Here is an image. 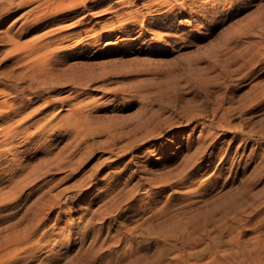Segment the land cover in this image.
<instances>
[{
	"label": "rangeland",
	"instance_id": "rangeland-1",
	"mask_svg": "<svg viewBox=\"0 0 264 264\" xmlns=\"http://www.w3.org/2000/svg\"><path fill=\"white\" fill-rule=\"evenodd\" d=\"M118 1L0 12V264H264V0Z\"/></svg>",
	"mask_w": 264,
	"mask_h": 264
},
{
	"label": "bare ground",
	"instance_id": "bare-ground-1",
	"mask_svg": "<svg viewBox=\"0 0 264 264\" xmlns=\"http://www.w3.org/2000/svg\"><path fill=\"white\" fill-rule=\"evenodd\" d=\"M27 1L29 0H8L6 1V3L3 1L0 0V12H1V15L4 11H9L11 10L12 8L14 7H21L23 6L25 3H27ZM70 0H37V5L34 9L36 15L34 16L35 18H39L40 16H42L43 14H53L57 9H59V7H61L62 5H64L66 2H68ZM75 2H78L80 1V5L83 7V9H87V11H85V13L87 12V14H84L82 17H80L79 19H77L74 23V26L72 27H76V26H79V25H85L86 22L89 19V17H94V15H98L100 12H113V11H116L117 8L119 7V5H121L118 1V0H113L111 3H108L107 5L104 3V0H74ZM109 1V0H108ZM128 1V0H127ZM137 1V0H136ZM142 1H145V0H142ZM160 1V0H159ZM97 2H101V3H97ZM125 2V1H124ZM157 2V1H156ZM97 3V4H95ZM128 5H129V2H127ZM145 3V2H144ZM163 3V2H162ZM77 4V3H76ZM123 4V3H122ZM147 4V2L145 3ZM154 4V3H153ZM106 5V6H105ZM124 5V4H123ZM127 5V4H126ZM125 5V6H126ZM127 5V6H128ZM157 5V4H155ZM160 5V4H158ZM165 5V3H164ZM163 5V6H164ZM146 6V5H144ZM150 5L147 4V7H149ZM162 6V7H163ZM101 7H103V9L101 10ZM151 7V6H150ZM160 8V7H159ZM156 9V8H155ZM14 10V9H13ZM117 12V11H116ZM5 16V15H4ZM2 17V16H1ZM6 17V16H5ZM56 17V16H54ZM73 18H75L76 16L73 15L72 16ZM49 18V17H48ZM66 16H63L61 17L60 19H65ZM50 19L52 20V23L51 24H48L49 27H52L46 34H48V36H52V35H55L56 32L58 31H61L64 26H58L60 25V22L56 19L53 21V19L50 17ZM25 25L27 22H24ZM48 23V22H47ZM50 23V22H49ZM90 23V21H89ZM71 24V25H72ZM13 25V24H12ZM57 26V27H56ZM23 30V29H22ZM93 30V29H92ZM19 31V30H18ZM24 32V31H23ZM29 32V31H28ZM20 34V33H19ZM22 34V33H21ZM77 34V33H76ZM79 35V34H78ZM38 43V42H37ZM26 45V44H25ZM34 45H37V44H34ZM33 45V46H34ZM42 45H47V44H42ZM29 46V45H28ZM40 46V45H39ZM27 47V46H25ZM51 47V45H50ZM32 48V47H31ZM42 48V46L40 48H37V50L35 52H40V49ZM53 49V48H52ZM29 52V51H28ZM30 54V53H29ZM23 85V84H22ZM20 86V85H19ZM25 86V85H24ZM41 85H40V82L38 81H34V80H31L29 81V83L26 84L25 87L27 88H31V89H37L39 88ZM22 87V86H20ZM19 87V88H20ZM18 88V89H19ZM26 88V89H27ZM21 89V88H20ZM19 89V90H20ZM23 89V88H22ZM15 90V89H14ZM7 94V93H6ZM8 96V95H7ZM6 102V101H5ZM50 106V105H49ZM4 110V109H3ZM5 119V118H4ZM3 126V125H2ZM9 130H7V127H1V130H0V136H5ZM5 134V135H4ZM14 135V134H13ZM16 135V134H15ZM17 136V135H16ZM12 137V135H11ZM9 140V139H8ZM10 142V141H9ZM4 151V150H3ZM3 160V159H2ZM6 194V193H5ZM1 196V195H0ZM4 196V195H3ZM2 197V196H1ZM3 201V200H2ZM4 202V201H3ZM2 237V236H1ZM4 237V235H3ZM2 237V238H3ZM7 237V235L5 236ZM1 238V239H2ZM7 241V240H6ZM9 243V242H8ZM1 245V244H0ZM8 245V244H7ZM4 247V246H3ZM2 250V249H1ZM8 253V252H6ZM2 258V256H1Z\"/></svg>",
	"mask_w": 264,
	"mask_h": 264
}]
</instances>
